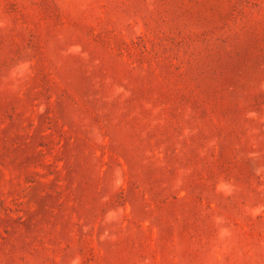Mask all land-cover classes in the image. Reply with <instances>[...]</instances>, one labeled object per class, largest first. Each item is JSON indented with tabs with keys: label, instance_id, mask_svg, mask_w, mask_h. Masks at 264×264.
Segmentation results:
<instances>
[{
	"label": "rangeland",
	"instance_id": "374dc122",
	"mask_svg": "<svg viewBox=\"0 0 264 264\" xmlns=\"http://www.w3.org/2000/svg\"><path fill=\"white\" fill-rule=\"evenodd\" d=\"M0 264H264V0H0Z\"/></svg>",
	"mask_w": 264,
	"mask_h": 264
}]
</instances>
